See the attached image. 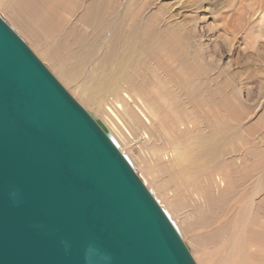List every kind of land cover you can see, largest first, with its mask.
I'll return each mask as SVG.
<instances>
[{"label": "water", "instance_id": "1", "mask_svg": "<svg viewBox=\"0 0 264 264\" xmlns=\"http://www.w3.org/2000/svg\"><path fill=\"white\" fill-rule=\"evenodd\" d=\"M0 264H196L108 129L1 16Z\"/></svg>", "mask_w": 264, "mask_h": 264}, {"label": "bare ground", "instance_id": "2", "mask_svg": "<svg viewBox=\"0 0 264 264\" xmlns=\"http://www.w3.org/2000/svg\"><path fill=\"white\" fill-rule=\"evenodd\" d=\"M15 2L13 10L17 12L19 26L43 41L42 56L51 62L62 82L78 91L86 107L101 116L106 111L116 119L109 101L117 107L114 109L124 111L136 132L141 130L142 125L138 114L147 124L148 132H151L153 123L157 124L152 127V136L155 137L150 146L151 158L154 159L152 171L156 175L165 173L160 154L170 152L172 162L168 166L172 169L168 171L169 180L176 183L186 199L185 205L193 210L195 230L202 232L195 237L201 244L202 253L208 259L215 256L213 264H242L245 257L250 263L258 259V264H264L259 263V257L247 254L253 249H258L259 256L264 254V196L255 203L262 176L240 173L244 147L241 144H238L240 148L237 144L231 145L229 153L223 151L225 157L231 156L208 164V174H205L201 171L206 166L205 159L214 161L228 142L222 136L206 142L203 163L199 160L191 162L189 153L182 146L187 137L193 140L198 138L197 135L207 137L209 132L214 131L216 122L221 125L215 130L223 133L228 125L224 123L226 117L239 123L223 108L208 103V99L202 105L196 103L187 108H177L170 112V116L161 115L160 107L154 106L155 102L178 94L174 79L164 74V63L171 65L174 61L172 52L166 49L173 42H169L171 39L163 33L162 28L166 27L164 15L159 17L154 14L148 19L140 9L128 10L130 0H127L124 10L123 0ZM182 31L184 39L188 30ZM142 56L146 57L147 63L145 60L141 75H145L146 65L147 72L156 76L154 80L139 76L144 81L138 83L139 77H135L133 70L137 58ZM189 65L187 61L181 68ZM197 70L194 68L192 74ZM199 81L202 79L197 77L194 83L199 84ZM152 83L157 97H145L147 99L141 100V107H129L131 99L128 93L144 96ZM145 111L147 115H144ZM201 174L204 176L198 180ZM158 181L162 182L160 177ZM220 186L223 187L221 192ZM218 192L220 194L213 197ZM188 199L193 204L198 199L201 208L196 211L195 205ZM207 245L209 248H206Z\"/></svg>", "mask_w": 264, "mask_h": 264}, {"label": "rangeland", "instance_id": "3", "mask_svg": "<svg viewBox=\"0 0 264 264\" xmlns=\"http://www.w3.org/2000/svg\"><path fill=\"white\" fill-rule=\"evenodd\" d=\"M15 1L17 0H0V16L77 103L108 129L119 145V151L128 157L147 190L176 225L195 263L213 264L216 261L215 256L208 259L201 251V244L195 239L196 235L202 232L195 230L192 208L185 205L186 199L183 198L178 186L169 180L168 171L172 169L168 166L172 162L171 153L167 151L160 154V161L165 164V173L156 175L152 171L154 159L151 158L150 146L155 138L152 136V127L157 124L153 123L150 127L151 132H148L147 124L138 114L142 125L141 130L136 132L131 128L130 120L126 118L124 111L114 109L117 107L109 101L108 105L113 108L118 121L106 111V114L101 116L94 109L86 107L78 91L62 82L54 72L55 68L51 62L42 56L43 41L29 35L19 26L17 12L13 10ZM126 2L127 0H123V10L126 9ZM138 9L142 10L148 19L154 14L159 17L164 15L163 22L166 27L162 28L163 33L167 39H171L169 42H173L166 48L174 56L173 64L164 63L163 68L164 74L174 79L178 94L165 101L155 102L154 106L158 105L160 114L166 116H170V112L177 108H187L196 103L202 105L207 99L208 103L223 108L239 124L226 117L224 123L228 125L223 133L215 130L221 125L220 122H216L213 125L214 131L209 132L207 137L197 135L196 140L187 137L182 146L189 153L188 158L191 162L199 160L203 163L206 142L217 136H222L225 142H228L214 161L209 162L211 159H205L206 166L202 167L201 171L208 174V164L230 157L231 155L225 157L223 151L227 154L231 145L237 144L239 147L238 144H241L244 147L242 152L244 161L242 168H239L240 173L263 177L254 200L255 203L260 202L264 196V0H130L128 10ZM185 29L188 30L185 32L187 37L182 39L184 33L182 30ZM145 60V56L137 58L133 74L135 77L143 76L154 80L156 75L149 74L146 65L145 75H141ZM187 61L190 65L181 68ZM194 68L199 70L192 74ZM203 71L207 73L204 74ZM197 77L202 79L199 84L194 83ZM143 81L141 77L138 78V83ZM156 91L152 83L144 96L129 92L131 99L128 101L131 104L129 107L132 105L141 107V100L157 97ZM145 112L144 115H147L148 112ZM203 176L199 175L198 180ZM158 177L162 182L158 181ZM222 190L223 187L220 186L219 191ZM219 194L215 193L213 197ZM191 204L195 205L196 211L201 208L198 199L194 204L191 201ZM206 248H209V245ZM247 254L259 257V263L264 262V254L259 256L258 249H253L252 252L248 250ZM257 261L258 259L250 263L245 257L242 264H258Z\"/></svg>", "mask_w": 264, "mask_h": 264}]
</instances>
